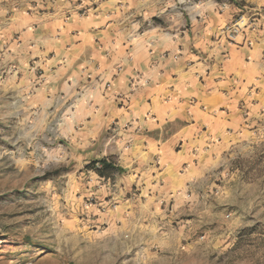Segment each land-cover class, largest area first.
<instances>
[{"label":"rangeland","instance_id":"rangeland-1","mask_svg":"<svg viewBox=\"0 0 264 264\" xmlns=\"http://www.w3.org/2000/svg\"><path fill=\"white\" fill-rule=\"evenodd\" d=\"M68 1L82 2L0 0V264H264V69L251 132L211 157L203 176L173 188L157 162L134 169L126 153L123 164L109 157L126 172L101 177L87 168L99 159V114L71 109L69 98L45 104L42 73L17 49L22 14L49 19ZM170 3L168 15L148 17L153 25L184 19L187 1ZM263 10L239 14L258 19L254 43Z\"/></svg>","mask_w":264,"mask_h":264},{"label":"crops","instance_id":"crops-1","mask_svg":"<svg viewBox=\"0 0 264 264\" xmlns=\"http://www.w3.org/2000/svg\"><path fill=\"white\" fill-rule=\"evenodd\" d=\"M172 1H187L180 12L184 19L153 25L148 17L168 15ZM69 5L70 10L55 6L49 19L47 13L22 14L17 49L42 73L45 104L69 98L71 109L99 114V159L118 158L123 164L128 153L134 169L140 160L157 162L159 174L170 175L177 188L206 174L211 157L251 132L264 38L250 46L243 33L228 40L223 29L244 8L263 10L264 0ZM90 117L83 118L92 122ZM120 141L128 144L124 152Z\"/></svg>","mask_w":264,"mask_h":264},{"label":"built area","instance_id":"built-area-1","mask_svg":"<svg viewBox=\"0 0 264 264\" xmlns=\"http://www.w3.org/2000/svg\"><path fill=\"white\" fill-rule=\"evenodd\" d=\"M255 14L247 17L246 14H241L239 17L231 24L227 25L223 30L225 32V36L229 40H234L235 37H237L240 33H243L244 30H247L250 33H256L259 31V23L258 19L254 17ZM247 42L249 45H253L254 38L252 35H247Z\"/></svg>","mask_w":264,"mask_h":264},{"label":"trees","instance_id":"trees-1","mask_svg":"<svg viewBox=\"0 0 264 264\" xmlns=\"http://www.w3.org/2000/svg\"><path fill=\"white\" fill-rule=\"evenodd\" d=\"M87 168L94 169L99 176L107 179H110L116 172H126L123 166L117 164L109 157L94 160L87 165Z\"/></svg>","mask_w":264,"mask_h":264}]
</instances>
